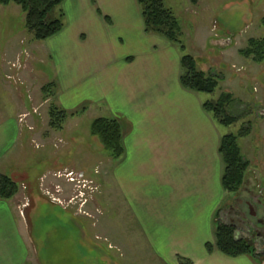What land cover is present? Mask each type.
<instances>
[{
	"label": "crops",
	"instance_id": "obj_1",
	"mask_svg": "<svg viewBox=\"0 0 264 264\" xmlns=\"http://www.w3.org/2000/svg\"><path fill=\"white\" fill-rule=\"evenodd\" d=\"M60 11L62 29L33 41L21 36L20 24H15L22 15L24 20L20 6H0V173L18 174L9 154L18 156L29 136L36 135L34 125L27 129L19 117L39 105L33 100L40 97V87L54 82L55 93L45 101L70 114L68 126L87 113L92 121L98 118L96 108L105 113L99 117H114L122 125L124 153L118 159L109 154L108 179L139 221L138 231L159 264H181L179 259L189 264H264L251 254L229 257L215 247L206 250L207 242L215 246L216 221L246 229L256 252L264 249V235L228 210L218 152L223 132L204 110L207 100L180 84L179 48L145 32L136 0H63ZM15 57L26 65L17 74L20 82L4 78L15 72L6 65ZM46 66L48 73L41 68ZM65 130L44 139L66 144ZM70 140L77 143L79 136ZM244 156L248 160L252 154L247 150ZM75 173L88 179L82 168ZM251 175L247 171L242 186L248 199L260 188ZM25 187L22 183L13 198L0 199V264L28 261L31 233L20 208L27 198Z\"/></svg>",
	"mask_w": 264,
	"mask_h": 264
},
{
	"label": "rangeland",
	"instance_id": "obj_2",
	"mask_svg": "<svg viewBox=\"0 0 264 264\" xmlns=\"http://www.w3.org/2000/svg\"><path fill=\"white\" fill-rule=\"evenodd\" d=\"M164 3L181 27L184 51L176 45L181 56L192 55L199 69L221 78L213 94H199L204 100H215L221 92L231 93L234 98L229 113L240 118L228 126L216 122L218 130L235 134L243 124L250 123L251 134L238 138V144L243 156L247 150L252 154L250 159L247 157V171L260 182L253 199L264 203V62H252L238 53L249 38H264V0H165ZM60 12L59 6L54 10L55 16ZM19 20L15 24H20L21 36H29L23 15ZM25 42L22 38L21 43ZM23 54H27L26 50ZM6 65L15 72L4 74L5 80L22 81L17 74L26 66L23 61L15 57L6 60ZM203 65L207 68L203 69ZM41 68L48 73L47 66ZM8 95L11 100L13 96ZM23 96L30 107L27 95ZM45 100L40 90V97L33 100L39 105L24 111L21 114L24 117L20 115L22 125L27 129L34 125L36 135L33 139L29 136L18 156L12 152L8 157L18 171L13 176L18 179L19 188L25 183L27 189V198L20 204L31 233L26 264H159L138 231L139 221L108 179L109 153L90 133L92 117L87 113L68 126V116L62 128L66 127L62 134L66 144L57 139L45 141L44 136L55 131L48 124V109L53 103ZM96 114L99 117L105 113L96 108ZM33 115H38L34 123ZM75 135L79 136L77 143L70 140ZM81 168L91 180L69 181L65 172ZM53 196L59 202L53 201ZM245 196L242 189L235 194L236 198ZM22 197L17 195L15 200ZM30 202L31 226L24 214Z\"/></svg>",
	"mask_w": 264,
	"mask_h": 264
},
{
	"label": "trees",
	"instance_id": "obj_3",
	"mask_svg": "<svg viewBox=\"0 0 264 264\" xmlns=\"http://www.w3.org/2000/svg\"><path fill=\"white\" fill-rule=\"evenodd\" d=\"M147 33H155L165 37L184 51V45L180 41L181 27L173 11L165 6V0H136ZM63 0H0L1 5L14 3L20 6L25 18V28L33 41H41L57 33L63 27V12L55 16L54 10L58 8ZM264 25V18L262 19ZM238 53L244 58L255 63L264 62V38L251 37L246 46L240 48ZM182 73L179 77L180 84L189 90L213 94L219 87L218 75L201 70L197 66L195 58L190 54H183L180 59ZM43 99L53 96L56 84L50 82L41 87ZM234 101L231 93L221 92L215 100H207L203 108L212 115L214 120L224 126L235 123L240 116L231 115V103ZM72 115V114H71ZM49 127L55 131L62 130L68 116L67 112L55 104L48 109ZM249 122L243 124L237 133L223 134L218 152L222 158L223 171L221 184L224 191L229 195H235L241 191L247 176L249 163L242 154L238 138L251 134ZM90 133L96 136L103 148L114 158H120L123 153V129L120 122L115 118L98 117L93 119L90 125ZM24 178H26L24 176ZM18 179L12 175L0 173V199L9 200L19 190ZM32 203L26 206L24 214L30 225L29 212ZM31 226V225H30ZM236 227L222 221L215 222V246L207 242L206 250L211 252L214 247L222 254L236 257L243 254H251L258 262L264 258V253H258L253 247L252 240L248 237H235ZM181 264H189L186 259H179Z\"/></svg>",
	"mask_w": 264,
	"mask_h": 264
},
{
	"label": "flooded vegetation",
	"instance_id": "obj_4",
	"mask_svg": "<svg viewBox=\"0 0 264 264\" xmlns=\"http://www.w3.org/2000/svg\"><path fill=\"white\" fill-rule=\"evenodd\" d=\"M228 210L231 215L239 217L240 222H254L257 224L256 231L264 235V203L261 200L248 199L246 196L236 198L234 195L230 199ZM242 215L245 216V220L241 219Z\"/></svg>",
	"mask_w": 264,
	"mask_h": 264
},
{
	"label": "built area",
	"instance_id": "obj_5",
	"mask_svg": "<svg viewBox=\"0 0 264 264\" xmlns=\"http://www.w3.org/2000/svg\"><path fill=\"white\" fill-rule=\"evenodd\" d=\"M25 115H21V117H24ZM21 117H20V121L22 120L21 119ZM68 177H69V180L70 181H76V182H79L80 180H79V176L78 175H76V174H74L73 172H68L67 174H66ZM52 200H58L57 198H55V197H52ZM239 235V232L237 233V236Z\"/></svg>",
	"mask_w": 264,
	"mask_h": 264
},
{
	"label": "water",
	"instance_id": "obj_6",
	"mask_svg": "<svg viewBox=\"0 0 264 264\" xmlns=\"http://www.w3.org/2000/svg\"><path fill=\"white\" fill-rule=\"evenodd\" d=\"M241 219H242V220H245V216L242 215ZM246 224H247L248 226L252 227L253 222H252V223H251V222H246Z\"/></svg>",
	"mask_w": 264,
	"mask_h": 264
}]
</instances>
